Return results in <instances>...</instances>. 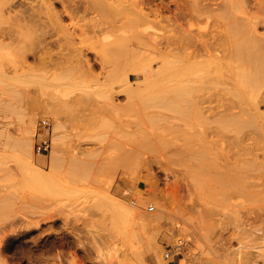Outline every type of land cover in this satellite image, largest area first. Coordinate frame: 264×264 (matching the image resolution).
<instances>
[{
    "label": "rangeland",
    "instance_id": "374dc122",
    "mask_svg": "<svg viewBox=\"0 0 264 264\" xmlns=\"http://www.w3.org/2000/svg\"><path fill=\"white\" fill-rule=\"evenodd\" d=\"M153 31L174 42L141 58L101 38L64 45L76 58L0 52V264H264V86L213 80L203 107L177 105L170 86L199 75L180 58L196 57Z\"/></svg>",
    "mask_w": 264,
    "mask_h": 264
},
{
    "label": "bare ground",
    "instance_id": "6f19581e",
    "mask_svg": "<svg viewBox=\"0 0 264 264\" xmlns=\"http://www.w3.org/2000/svg\"><path fill=\"white\" fill-rule=\"evenodd\" d=\"M152 2L0 0V18L5 22L3 25L7 24L4 27L0 24V52L7 50L14 56L12 58H76L75 53L63 52L64 45H72L77 38L91 44L101 38L106 46L105 53L125 47L132 58H141L149 49L159 52L163 46L174 42V36H163L153 31L154 24H157L178 31L177 39L188 46L186 53L196 57L180 60L196 63V71L199 72L197 78L185 75L170 86L173 91L171 102L184 105L185 97H188L187 101L194 108L203 107L211 101L206 94L213 88V80H219L227 87L245 81L264 86V0L251 5L253 10L250 11L246 9L251 4L250 0H173L175 7H166L169 14L163 12L159 3L152 7ZM192 3L196 9H192ZM99 12L114 19L99 18ZM129 28L133 29L129 31ZM52 46L59 50L54 52ZM75 49L83 53V46L72 51ZM94 55V58H102L103 53L95 49ZM2 56L8 58L9 55ZM237 59L239 64L235 62ZM171 65L173 67L172 62ZM248 68L252 70L248 72ZM260 102H264V98L250 104L253 108ZM53 140H56V133H53ZM23 146L33 154V140L24 141ZM50 154L54 158L53 150ZM113 203L129 213V207L121 201ZM261 232L264 233L263 230ZM260 255L264 260V245ZM160 260L161 264L168 262L162 257Z\"/></svg>",
    "mask_w": 264,
    "mask_h": 264
},
{
    "label": "built area",
    "instance_id": "2783aa9c",
    "mask_svg": "<svg viewBox=\"0 0 264 264\" xmlns=\"http://www.w3.org/2000/svg\"><path fill=\"white\" fill-rule=\"evenodd\" d=\"M40 125L44 128L41 134V138L35 143V150L38 153H45L48 152L51 149L52 140L50 137V124L48 120L42 119L40 122ZM148 210H154L153 205L148 206ZM171 256V252L167 250L165 252V257L169 258ZM173 260V257L171 258V261Z\"/></svg>",
    "mask_w": 264,
    "mask_h": 264
}]
</instances>
